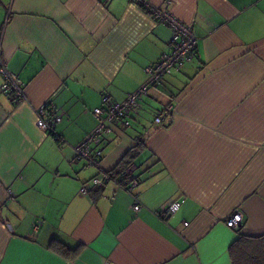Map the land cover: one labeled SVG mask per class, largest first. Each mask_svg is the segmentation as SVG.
<instances>
[{"label": "crops", "instance_id": "obj_1", "mask_svg": "<svg viewBox=\"0 0 264 264\" xmlns=\"http://www.w3.org/2000/svg\"><path fill=\"white\" fill-rule=\"evenodd\" d=\"M145 2L191 27L198 56L149 89L130 127L110 124L99 165L86 168L75 147L96 127L93 109L147 81L170 29L132 0H0L2 58L26 97L0 90V264H231L240 234H264V0ZM46 103L59 142L36 126ZM137 143L134 190L80 194ZM235 212L237 229L226 225ZM53 239L80 250L68 259Z\"/></svg>", "mask_w": 264, "mask_h": 264}, {"label": "built area", "instance_id": "obj_2", "mask_svg": "<svg viewBox=\"0 0 264 264\" xmlns=\"http://www.w3.org/2000/svg\"><path fill=\"white\" fill-rule=\"evenodd\" d=\"M146 14L167 26L171 31L170 48L168 52L152 65L145 69L148 76L147 81L136 91L129 94L121 102H113L107 97L102 98V105L93 109L92 113L96 119V127L85 137V139L75 147V161L82 162L84 167H97L101 160L103 143L106 134L110 133V124L128 128L131 119L135 115L140 100L147 95V92L153 86H157L163 77L174 71H181L187 64L193 62L198 56L197 39L191 27L169 11H161L148 5L145 0H132ZM7 21V17L5 22ZM0 75L4 82L1 85V93L12 97L16 103L26 101L24 89L21 81L6 69L2 58V45L0 35ZM172 113L171 104L166 105L156 113L154 124L160 125ZM38 120L36 126L38 129L48 133L53 140L60 141L55 133V127L61 121V117L55 112L53 105L46 103L39 107L37 111ZM137 169L133 164L126 166L121 173L114 175L111 171L102 173L92 178L86 185L80 189V194L85 195L89 187H101L107 183H115L118 187L131 192L138 186ZM183 203V199L174 201L166 208L162 209L158 216L165 218L176 213ZM141 204L137 197L133 196L132 210L138 212ZM242 222V215L235 212L226 220V225L237 229ZM187 226V223L183 224ZM37 226H34V230Z\"/></svg>", "mask_w": 264, "mask_h": 264}, {"label": "trees", "instance_id": "obj_3", "mask_svg": "<svg viewBox=\"0 0 264 264\" xmlns=\"http://www.w3.org/2000/svg\"><path fill=\"white\" fill-rule=\"evenodd\" d=\"M139 146L140 143H137L135 148L128 153L126 158L122 160L120 168L111 170L115 176L130 164V159L138 153ZM50 247L54 252L72 259L78 254L81 246L72 249L53 239ZM229 255L231 264H264V234L259 236L240 234L238 239L230 246Z\"/></svg>", "mask_w": 264, "mask_h": 264}, {"label": "rangeland", "instance_id": "obj_4", "mask_svg": "<svg viewBox=\"0 0 264 264\" xmlns=\"http://www.w3.org/2000/svg\"><path fill=\"white\" fill-rule=\"evenodd\" d=\"M2 1V0H1ZM0 15H1V6H0ZM0 23H1V21H0Z\"/></svg>", "mask_w": 264, "mask_h": 264}]
</instances>
